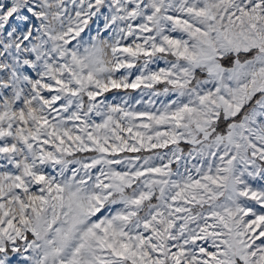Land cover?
Returning a JSON list of instances; mask_svg holds the SVG:
<instances>
[{
    "label": "snow or ice",
    "instance_id": "6c2138e0",
    "mask_svg": "<svg viewBox=\"0 0 264 264\" xmlns=\"http://www.w3.org/2000/svg\"><path fill=\"white\" fill-rule=\"evenodd\" d=\"M0 264H264V0H0Z\"/></svg>",
    "mask_w": 264,
    "mask_h": 264
}]
</instances>
